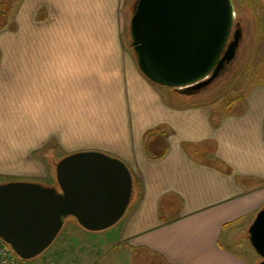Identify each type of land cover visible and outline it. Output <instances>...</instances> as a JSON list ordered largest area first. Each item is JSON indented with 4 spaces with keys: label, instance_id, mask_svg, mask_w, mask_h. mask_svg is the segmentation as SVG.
<instances>
[{
    "label": "crops",
    "instance_id": "1",
    "mask_svg": "<svg viewBox=\"0 0 264 264\" xmlns=\"http://www.w3.org/2000/svg\"><path fill=\"white\" fill-rule=\"evenodd\" d=\"M131 2L19 0L10 9L0 27V182L57 186L54 161L101 150L134 179L111 226L117 248L161 264H251L222 239L247 236L264 205V95L215 118L211 106L152 82L125 36ZM150 131L158 158L144 148ZM202 143L215 162L187 149Z\"/></svg>",
    "mask_w": 264,
    "mask_h": 264
},
{
    "label": "water",
    "instance_id": "2",
    "mask_svg": "<svg viewBox=\"0 0 264 264\" xmlns=\"http://www.w3.org/2000/svg\"><path fill=\"white\" fill-rule=\"evenodd\" d=\"M234 15L232 0H134L130 40L141 72L165 87L206 89L237 57L243 29L233 30ZM56 180L0 182V237L22 259L49 247L66 217L90 231L114 225L134 194L129 166L101 150L65 155ZM247 236L264 264V205Z\"/></svg>",
    "mask_w": 264,
    "mask_h": 264
},
{
    "label": "rangeland",
    "instance_id": "3",
    "mask_svg": "<svg viewBox=\"0 0 264 264\" xmlns=\"http://www.w3.org/2000/svg\"><path fill=\"white\" fill-rule=\"evenodd\" d=\"M232 2L235 13L233 30L236 26L243 29V39L237 57L210 86L197 95L188 96L211 106L215 118L223 114L236 113L242 107L246 109V103H249L250 97L251 103H254L264 95V0H232ZM15 4L16 1L7 7L0 0V10L4 12L0 15V27L9 19L7 14H10V9H13ZM131 5L126 14L124 28L128 43L130 42ZM259 86L262 89H257V93L253 97L250 96ZM170 90L179 94L174 88ZM150 143L151 138L147 142V149L155 154L156 149H152ZM187 149L200 161L215 162L208 143L199 144L197 147L190 146ZM55 163L54 161V167ZM255 213H251L249 218H252ZM69 218L72 223H65L49 247L33 258H19L16 264H161L157 257L146 254L142 250L129 252L124 246L117 248L116 238L114 239L112 235L115 227L90 231L81 226L74 217L69 216ZM254 218L251 220L253 221ZM247 223L248 221L243 222L241 226L245 227ZM222 241L225 245L246 255L247 259L253 262L251 264H260L262 258L254 250L246 234L244 237L236 232L232 240L225 238ZM237 242L241 245L237 246ZM103 257L104 260L99 261Z\"/></svg>",
    "mask_w": 264,
    "mask_h": 264
},
{
    "label": "trees",
    "instance_id": "4",
    "mask_svg": "<svg viewBox=\"0 0 264 264\" xmlns=\"http://www.w3.org/2000/svg\"><path fill=\"white\" fill-rule=\"evenodd\" d=\"M14 1H19V0H2V3L3 4H6L7 5V7H9L10 6V4L12 3V2H14ZM4 14V12H3V10L1 9L0 10V15H3ZM174 89H176V91L180 94V95H183V96H194V95H197L198 93H200L203 89H196V88H192V87H184V88H174ZM241 111H243V107L242 108H240L239 110H238V112H241ZM156 134V132H147L146 134H145V136H144V148H145V151H146V153L150 156V157H152V158H158V157H160L163 153H161V154H158V155H151L150 153H149V151H148V149H147V142L149 141V138H151V137H153L154 135ZM163 218V217H162ZM164 219V218H163ZM18 256V255H17ZM20 257L18 256V259H19ZM20 259H22V258H20Z\"/></svg>",
    "mask_w": 264,
    "mask_h": 264
},
{
    "label": "built area",
    "instance_id": "5",
    "mask_svg": "<svg viewBox=\"0 0 264 264\" xmlns=\"http://www.w3.org/2000/svg\"><path fill=\"white\" fill-rule=\"evenodd\" d=\"M17 255L11 247L0 237V264H16Z\"/></svg>",
    "mask_w": 264,
    "mask_h": 264
}]
</instances>
